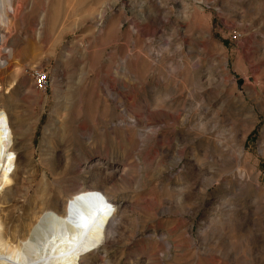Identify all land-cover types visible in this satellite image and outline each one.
Returning <instances> with one entry per match:
<instances>
[{"label": "rangeland", "instance_id": "rangeland-1", "mask_svg": "<svg viewBox=\"0 0 264 264\" xmlns=\"http://www.w3.org/2000/svg\"><path fill=\"white\" fill-rule=\"evenodd\" d=\"M1 3L12 242L63 264H264V0Z\"/></svg>", "mask_w": 264, "mask_h": 264}, {"label": "bare ground", "instance_id": "bare-ground-1", "mask_svg": "<svg viewBox=\"0 0 264 264\" xmlns=\"http://www.w3.org/2000/svg\"><path fill=\"white\" fill-rule=\"evenodd\" d=\"M2 10L3 7L0 0V22L2 20ZM0 39H2L1 35ZM9 145V129L4 117L0 114V209L2 207L3 196L7 190L6 180L12 179L7 169ZM55 241L56 238L54 236L47 237L45 239L46 246L51 245V243ZM57 248L59 247L57 246ZM58 253L59 251L54 246H52L50 250L48 249L46 254L27 253L19 245L9 239L5 233L4 224L0 218V264H63L58 259L50 256H58Z\"/></svg>", "mask_w": 264, "mask_h": 264}, {"label": "built area", "instance_id": "built-area-1", "mask_svg": "<svg viewBox=\"0 0 264 264\" xmlns=\"http://www.w3.org/2000/svg\"><path fill=\"white\" fill-rule=\"evenodd\" d=\"M30 76L32 79V85L37 91H46L50 85V76L47 70L42 68H31Z\"/></svg>", "mask_w": 264, "mask_h": 264}]
</instances>
